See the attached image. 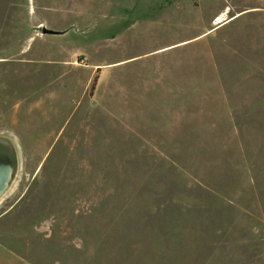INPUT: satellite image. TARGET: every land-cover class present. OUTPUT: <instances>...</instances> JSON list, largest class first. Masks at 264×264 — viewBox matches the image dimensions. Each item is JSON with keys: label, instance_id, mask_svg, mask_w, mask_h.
Returning <instances> with one entry per match:
<instances>
[{"label": "rangeland", "instance_id": "374dc122", "mask_svg": "<svg viewBox=\"0 0 264 264\" xmlns=\"http://www.w3.org/2000/svg\"><path fill=\"white\" fill-rule=\"evenodd\" d=\"M0 264H264V0H0Z\"/></svg>", "mask_w": 264, "mask_h": 264}, {"label": "bare ground", "instance_id": "6f19581e", "mask_svg": "<svg viewBox=\"0 0 264 264\" xmlns=\"http://www.w3.org/2000/svg\"><path fill=\"white\" fill-rule=\"evenodd\" d=\"M222 18H223V17H221V16H220V17H218V18L215 20V22H214V23L216 24V23L220 22V21L222 20ZM223 19H224V18H223Z\"/></svg>", "mask_w": 264, "mask_h": 264}, {"label": "built area", "instance_id": "2783aa9c", "mask_svg": "<svg viewBox=\"0 0 264 264\" xmlns=\"http://www.w3.org/2000/svg\"><path fill=\"white\" fill-rule=\"evenodd\" d=\"M41 30H42V28H41Z\"/></svg>", "mask_w": 264, "mask_h": 264}, {"label": "water", "instance_id": "95a60500", "mask_svg": "<svg viewBox=\"0 0 264 264\" xmlns=\"http://www.w3.org/2000/svg\"><path fill=\"white\" fill-rule=\"evenodd\" d=\"M43 30V29H42Z\"/></svg>", "mask_w": 264, "mask_h": 264}]
</instances>
